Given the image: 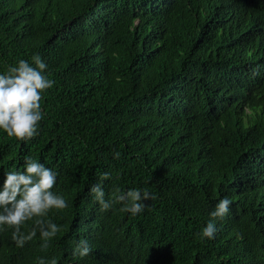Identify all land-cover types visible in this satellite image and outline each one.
Segmentation results:
<instances>
[{
  "label": "trees",
  "instance_id": "16d2710c",
  "mask_svg": "<svg viewBox=\"0 0 264 264\" xmlns=\"http://www.w3.org/2000/svg\"><path fill=\"white\" fill-rule=\"evenodd\" d=\"M33 54L55 83L38 135L0 129V186L31 157L68 206L47 249L5 226L0 264H264V0H0V74ZM130 189L155 197L137 215L115 202Z\"/></svg>",
  "mask_w": 264,
  "mask_h": 264
},
{
  "label": "clouds",
  "instance_id": "9594fccd",
  "mask_svg": "<svg viewBox=\"0 0 264 264\" xmlns=\"http://www.w3.org/2000/svg\"><path fill=\"white\" fill-rule=\"evenodd\" d=\"M47 67L39 54H33L31 62L21 59L9 66L6 74H0V129L7 136L27 141L38 135L39 122L45 115L41 101L55 83L48 78ZM120 155V152H115L114 158L119 159ZM24 159L23 170L5 173L0 186V231L5 226L12 229L11 239L17 247H23L39 233L43 241L40 246L47 249L49 241L61 231V226L44 218L51 210H63L68 205L62 195L52 191L57 173L31 157ZM109 178L108 172L101 175L102 181ZM90 193L100 205L101 212L113 207L114 201L105 200L100 184L93 185ZM154 198L147 190L130 189L121 192L115 202L123 205L120 211L137 215L147 207L145 202ZM231 203L228 197L220 199L210 213V221L197 235L202 239H214L218 232L216 222L228 214ZM27 221H34V227L25 232L22 227ZM90 252L88 241L80 240L73 255L83 258ZM39 264H57V261L55 258L50 262L40 258Z\"/></svg>",
  "mask_w": 264,
  "mask_h": 264
}]
</instances>
